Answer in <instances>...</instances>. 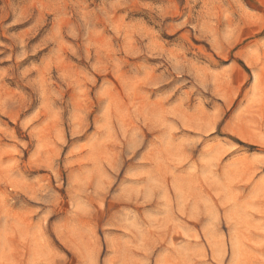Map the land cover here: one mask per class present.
Returning <instances> with one entry per match:
<instances>
[{
    "label": "rangeland",
    "instance_id": "rangeland-1",
    "mask_svg": "<svg viewBox=\"0 0 264 264\" xmlns=\"http://www.w3.org/2000/svg\"><path fill=\"white\" fill-rule=\"evenodd\" d=\"M0 264H264V0H0Z\"/></svg>",
    "mask_w": 264,
    "mask_h": 264
}]
</instances>
